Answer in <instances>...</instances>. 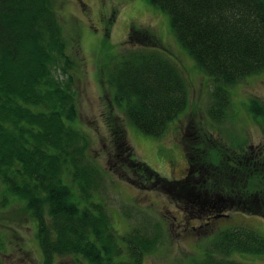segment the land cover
<instances>
[{
	"label": "trees",
	"instance_id": "trees-1",
	"mask_svg": "<svg viewBox=\"0 0 264 264\" xmlns=\"http://www.w3.org/2000/svg\"><path fill=\"white\" fill-rule=\"evenodd\" d=\"M56 1L0 0V181L6 199L22 203L36 222L42 264H57L68 255L90 264H143L160 242L159 227L119 235L107 206L95 199L103 171L90 158L89 137L73 125L79 114L76 60L68 52ZM149 1L169 14L179 42L212 84L207 115L222 123L232 106L230 88L264 73V0ZM158 44L149 28H132L103 73L127 120L160 138L189 106V85ZM248 108L264 120V103L252 100ZM107 124L118 160L131 165L145 187L168 185L172 193L174 186L179 201H195L200 216L206 199L264 213V154L253 164L250 155L215 163L202 150L197 172L210 167L211 173L255 176H197L192 191L188 178L167 181L135 159L122 119ZM215 149L221 151L217 145L207 151ZM206 185L209 196L202 192ZM3 247L0 240V264ZM237 253L264 254V235L245 226L222 230L194 264H248L236 259Z\"/></svg>",
	"mask_w": 264,
	"mask_h": 264
},
{
	"label": "rangeland",
	"instance_id": "rangeland-1",
	"mask_svg": "<svg viewBox=\"0 0 264 264\" xmlns=\"http://www.w3.org/2000/svg\"><path fill=\"white\" fill-rule=\"evenodd\" d=\"M56 9L70 40L68 52L76 60L73 75L79 114L73 125L89 137L90 158L103 171L95 199L107 206L119 235L132 228L155 232L159 227L160 242L143 264H194L217 233L228 228L245 226L264 235V213L250 214L231 203L218 212L227 216L206 224L193 206L179 201L174 186L169 187L172 193L168 185L145 187L144 178L118 160L107 124L110 118L122 119L135 159L167 181L181 180L190 161L193 167L203 161L204 150L206 160L232 163L235 156L249 155V146L264 149V120L248 108L252 100L264 103V73L230 88L232 106L227 118L218 123L207 115L212 84L179 42L169 14L149 0H57ZM134 27L149 28L157 36L159 48L178 66L189 85V106L160 138L142 132L127 120L104 81L106 63L126 45ZM55 72L65 79L61 70ZM204 139L207 141L201 144ZM216 145L221 151H207ZM209 168L206 173H211ZM0 240L4 243V264H42L36 222L22 203L6 199L1 181ZM234 257L248 264H264V254L237 253ZM57 262L90 264L72 255L60 256Z\"/></svg>",
	"mask_w": 264,
	"mask_h": 264
},
{
	"label": "flooded vegetation",
	"instance_id": "flooded-vegetation-1",
	"mask_svg": "<svg viewBox=\"0 0 264 264\" xmlns=\"http://www.w3.org/2000/svg\"><path fill=\"white\" fill-rule=\"evenodd\" d=\"M249 161L251 162L252 161V164L253 162L256 160V156L257 154H264V149L263 148H256L255 146H249ZM186 173H185V176L183 178H188L189 181H191L190 183V187L192 188L191 190L193 191L194 189H196L195 185H193V183L196 181L195 178L197 176H255L254 173H200V172H197V167H193V164L192 163H188V167L186 168ZM264 176V175H262ZM181 178V179H183ZM211 189L208 187V185H206L204 188H203V191L204 192V195L205 196H209L211 195ZM217 195V194H215ZM190 205L193 206V204L195 203V201H189ZM201 206V209L202 211H205V215H202L199 217V219L201 218V220L205 219V223L206 224H209L212 220H215V219H218L220 218L219 215L222 214H215V212H220L221 210H224V209H227V203H224V202H214V201H211V200H204L202 201V205ZM194 208V206H193ZM223 214H226L225 212ZM225 217V216H224ZM200 220V221H201ZM204 223H201L200 226H203ZM192 229H196V225H193L192 226Z\"/></svg>",
	"mask_w": 264,
	"mask_h": 264
},
{
	"label": "water",
	"instance_id": "water-1",
	"mask_svg": "<svg viewBox=\"0 0 264 264\" xmlns=\"http://www.w3.org/2000/svg\"><path fill=\"white\" fill-rule=\"evenodd\" d=\"M221 216L223 217V216H227V215L222 213V214L219 215V217H221Z\"/></svg>",
	"mask_w": 264,
	"mask_h": 264
}]
</instances>
